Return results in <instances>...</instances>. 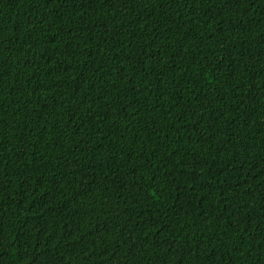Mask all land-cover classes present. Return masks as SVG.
<instances>
[{"label": "trees", "instance_id": "obj_1", "mask_svg": "<svg viewBox=\"0 0 264 264\" xmlns=\"http://www.w3.org/2000/svg\"><path fill=\"white\" fill-rule=\"evenodd\" d=\"M0 264H264V0H0Z\"/></svg>", "mask_w": 264, "mask_h": 264}]
</instances>
